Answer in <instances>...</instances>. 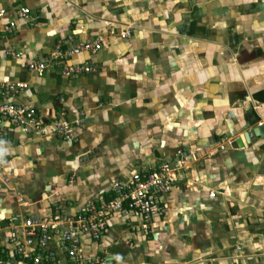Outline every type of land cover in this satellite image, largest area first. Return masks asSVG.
<instances>
[{
	"label": "crops",
	"instance_id": "crops-1",
	"mask_svg": "<svg viewBox=\"0 0 264 264\" xmlns=\"http://www.w3.org/2000/svg\"><path fill=\"white\" fill-rule=\"evenodd\" d=\"M21 6L29 8L25 20L17 16ZM0 8L7 11L2 23H17L10 32L0 28V85L27 84L14 96L0 86V103L35 107L43 128L25 131L3 122L0 264H27L13 252L8 223L21 224L27 214L77 213L86 201L104 199L114 179L179 158L183 179L153 220L165 228L170 218L172 232L185 222L187 238L177 231L168 248L181 239V254L232 252L231 240L238 239L250 259L264 258V137L241 148L230 144L264 126V0H0ZM124 30L129 37L119 36ZM67 38L101 39L99 51L71 59L97 62L96 72L68 77L50 63L41 72L27 68L28 60H47ZM115 58L121 69L103 67ZM114 74H121L120 83ZM100 99L120 106L97 112ZM81 107L86 126L78 140L58 137L54 121L75 119ZM193 213L197 217H189ZM209 214L223 220L213 241L203 228ZM140 222L110 219L102 246L112 263L148 262L126 246L129 236L136 251L142 240L150 242ZM49 246L58 264H72L58 244Z\"/></svg>",
	"mask_w": 264,
	"mask_h": 264
},
{
	"label": "built area",
	"instance_id": "built-area-1",
	"mask_svg": "<svg viewBox=\"0 0 264 264\" xmlns=\"http://www.w3.org/2000/svg\"><path fill=\"white\" fill-rule=\"evenodd\" d=\"M6 12V9L0 8V28L3 31L10 32L15 29L17 23L13 20L2 23L1 21L5 17ZM28 14L29 8L25 6L17 9V16L20 19H27ZM126 35H129L128 31L120 32L121 37L124 38ZM100 48V38L85 42H73L70 38L62 39L54 45V49L47 60H28L27 68L31 71L41 72L50 63V66L65 76H78L90 72L92 67L84 63V61L73 62L71 59L84 52L94 54ZM0 86L3 92L10 96H14L27 88V84L24 82H6ZM4 121L22 127L25 131H43L42 122L36 108L33 106L18 104L13 101L0 103V141L4 136ZM66 127V125H61L57 131L60 135L69 139L72 134ZM5 162V154L0 149V170L3 169ZM182 179V164L180 162L159 161L151 166H142L133 170L126 180L116 184L111 189L113 193L111 198L93 201L86 207L85 213L80 214L76 220H56L51 218L44 222L39 219L28 218L22 220L20 232L22 236L26 233L33 236L37 230L45 232L50 227L66 244L69 251L73 253L81 245L82 238H86L90 242L102 239L108 229L107 217L111 213L123 212L125 217L131 215V217L140 219L145 225H152L154 218L165 212L170 193ZM209 196L213 198L215 192L210 191ZM8 227L9 238L10 236H18L19 238L15 242L14 248L23 252L22 256H24L25 261L28 258L32 261L31 263L27 261V264H44L39 257L32 255L39 249L48 251L46 242L49 237L46 238L44 235L45 240L41 241L40 244L37 240L19 237L14 231L19 230L17 224L8 223ZM29 245L32 246L33 253L27 252L26 247Z\"/></svg>",
	"mask_w": 264,
	"mask_h": 264
},
{
	"label": "rangeland",
	"instance_id": "rangeland-1",
	"mask_svg": "<svg viewBox=\"0 0 264 264\" xmlns=\"http://www.w3.org/2000/svg\"><path fill=\"white\" fill-rule=\"evenodd\" d=\"M126 31V30H124ZM116 34V31H114ZM129 33V32H128ZM115 36V35H114ZM118 36V35H116ZM120 36V33H119ZM129 35H126V37H129ZM121 37V36H120ZM124 37V38H126ZM123 38V37H121ZM121 59V58H120ZM119 58H115L111 63H106V62H102L103 67H107V68H111L113 69V71H117L119 69H121L123 66L122 62H117L120 60ZM84 63H86L87 65H89L90 67H92V70L88 73H84V74H90V73H94L99 69V65L97 62H92V61H88V60H83ZM82 61V62H83ZM123 61V59H122ZM131 61V59H130ZM127 63V62H126ZM128 63H132L133 62H128ZM127 63V64H128ZM106 68V69H107ZM109 76L111 74H108ZM112 76H116L118 77L119 83L121 80V74L119 75H112ZM70 77V76H68ZM122 84V83H121ZM114 102V103H113ZM113 103V104H112ZM119 101H112L110 99V101L108 99H100L97 101L96 106H94V109H96L97 112H102L105 111L108 108L112 109V108H118L120 106ZM103 125L104 122H101ZM61 125H66L67 129H69L71 131V138L67 139L64 136L60 135V133L57 131L59 127H61ZM99 125V124H98ZM86 126V121H85V113L84 110L82 109V107L77 111V116L75 117V119L70 120V121H63V120H59L57 119V121H54L53 125H52V130L53 132L60 138H62L63 140H69V141H76L79 138L80 135V129L85 128ZM161 161H167V160H161ZM171 162H180L182 164V169H183V165L184 162L179 159H174V160H170ZM183 174V171H182ZM184 175V174H183ZM129 177V176H128ZM127 177V178H128ZM120 182H122V180L120 179H114L111 184H110V190L113 189L115 187L116 184H120ZM212 190H209V192ZM93 201H96L91 199L86 201L81 208L78 210L77 213H49V214H27V215H23V219L22 220H26L28 218H34V219H39L40 221H44L47 222L48 219H56V220H73V219H77L79 217L80 214L85 213V209L86 207L91 204ZM190 214V213H189ZM194 214V215H193ZM191 216V218L193 217H197L196 213H193ZM249 213H244V215L248 216ZM116 215L117 217L120 216H124L125 214L123 212L120 213H114V214H110L107 217V224H109L110 219ZM185 216L184 213H182V216ZM210 216H207L205 219L206 221L204 224V230L206 231V235L208 234V238L213 241L214 239V233L213 231H215V227L218 225V222L223 221L222 219H219L218 215L216 216L215 214H213L211 216V214H209ZM126 220H130L131 215H127ZM168 221L164 223L165 228H161L160 225H156V223H154L152 225H145V223L140 222L141 228L143 229V233L141 234V236L146 239L147 243H144V240H142L141 244V251H136L134 250V248H136L135 244H134V239L133 237H126L125 241H126V246L128 248H133V252L137 255V254H141L143 257L145 256H149V258H147L148 262H144L142 264H199L200 262H207L210 261V264H264V258H262L261 256L259 257H255L252 256L253 258L250 259L251 252L248 250H244L243 246H241V243H237V245L235 244L237 242V240H231V245L235 248L232 252H230L229 250H224V249H219V248H215V249H210L209 251H204L203 253L198 252V251H192L191 252H183L182 254L180 253V248L181 246H179L180 244H184L186 245V240H181L179 239V241L181 242L180 244H178V246H175L176 248H168V245H172L173 242H175V240L177 239V236H175L176 234L179 233V238H187V235L184 234L186 232H184L185 230L182 228L181 225H184L185 222H181L183 224H179L180 226H172L173 229H175V231H171L168 230L169 229V224H171V219H167ZM19 230L16 231V234L19 235V237L21 238H28V239H32V240H37L40 244L41 241L45 240L44 235L47 237H49L47 239L46 242V247H48V251H43L41 249H39L38 251L34 252L32 246H28L26 247V250L28 253H33L32 256H36L40 258L41 262H44V264H58L57 263V257L55 254V251L49 246L50 241L55 242V245L58 244L59 248H61V250L65 253L67 260L72 263V264H116V263H112L111 259L108 257V253L105 251V248L102 246L103 243V239L105 237V234L107 233V231L104 233L103 237L101 240L99 241H92L90 242L88 239L86 238H82L81 241V245H79V247H77L73 253H71L68 249V247L66 246L65 243L62 242L61 238L58 236V234L54 233V231L49 227L47 229V231L42 232L41 230H37V232L32 236V235H28L27 233L22 236L20 229L21 226L20 224H18ZM167 230L165 232H160L155 238L152 237V232L155 230L158 231H162V230ZM178 231V233H177ZM183 231V232H181ZM9 235V234H8ZM175 237V238H174ZM18 236H10V242L13 244V252L14 254L17 256L18 259L24 260V256L23 252L18 251L17 248H14L15 246V242L18 240ZM173 239V241H172ZM243 240V239H242ZM138 243V239L137 242ZM23 246H25L24 244H22ZM186 246H184L185 248ZM231 246H229L228 248H230ZM126 250H128L125 247ZM140 252V253H139ZM31 255V254H30ZM29 255V256H30ZM255 255V254H254ZM121 257V255H120ZM120 257H118V259H120ZM261 257V258H260ZM48 259V260H46ZM26 261H30L29 258ZM236 261V262H235ZM254 261V262H253ZM139 263V264H141Z\"/></svg>",
	"mask_w": 264,
	"mask_h": 264
},
{
	"label": "water",
	"instance_id": "water-1",
	"mask_svg": "<svg viewBox=\"0 0 264 264\" xmlns=\"http://www.w3.org/2000/svg\"><path fill=\"white\" fill-rule=\"evenodd\" d=\"M264 137V126L257 125L251 129H248L242 133V136L236 137L231 141V147L241 148L244 143L247 145L253 144L257 139Z\"/></svg>",
	"mask_w": 264,
	"mask_h": 264
},
{
	"label": "trees",
	"instance_id": "trees-1",
	"mask_svg": "<svg viewBox=\"0 0 264 264\" xmlns=\"http://www.w3.org/2000/svg\"><path fill=\"white\" fill-rule=\"evenodd\" d=\"M112 192H110L109 194H106L105 196H104V199H109V198H111L112 197ZM30 263L32 262L31 260L29 261Z\"/></svg>",
	"mask_w": 264,
	"mask_h": 264
}]
</instances>
